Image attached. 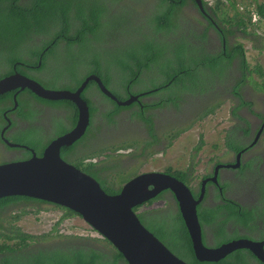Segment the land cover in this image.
I'll return each instance as SVG.
<instances>
[{
  "label": "flooded vegetation",
  "instance_id": "flooded-vegetation-1",
  "mask_svg": "<svg viewBox=\"0 0 264 264\" xmlns=\"http://www.w3.org/2000/svg\"><path fill=\"white\" fill-rule=\"evenodd\" d=\"M213 1L214 0H187L186 3L181 6V12L178 15L179 25L176 30V35L171 36L170 39L173 40L174 38L186 43L188 46H195L194 48L197 49L199 53L203 50V55L209 54L210 56H222L227 61L223 74L226 75V73H231V78L226 82L227 89H225L227 90L228 97H231L228 100L231 103L233 102V107L229 110V118L227 121L228 127L224 131L223 139L224 151L220 154V156L225 157V160L219 159L215 161L212 157L208 158L205 168L209 171L198 182V187L188 171H185L184 173L189 176V181L183 182L190 188L196 198H199L203 189H205L204 199L200 205L211 212L220 210L219 214L223 216L221 220L224 223L221 225L223 226L224 236L218 237V234L221 233L222 229L214 222L212 225L202 228L203 241L205 244V230L207 233L206 236L212 241L211 244L220 239H225V243L234 240L263 242L264 153L254 154L251 153V151L257 147L262 139H264V67L261 68L256 66L253 70L249 65L247 67H242L241 54H236V49L240 45H243V53L247 60V46L244 45L245 41H249L252 44V47L257 51L264 50L263 38L261 34H257L254 31L253 26L255 27L256 25L254 24V21V23L251 22V24H246L248 26L247 28L239 25L238 21L240 22L242 19L246 22V16H248L249 19L248 12L243 5L238 3L237 8L232 6L233 3H230L229 5V2H226L225 6L229 5V7L226 8L223 5H214ZM109 8L118 7L109 5ZM222 9H224V11H221ZM141 10L145 9L141 8ZM223 13H225L226 18H223ZM128 14L129 12H122V16L124 17ZM130 14L138 19L130 20L128 18L126 20L127 23L124 27L121 26V29H119L117 24H113L109 18L103 19L104 28L98 32L100 46L114 42L120 35H124L122 39L128 38L132 32L145 28L139 23L141 21L144 24V14L138 12H130ZM227 15H229V17ZM110 17L114 20H118L116 13ZM35 37L37 38L36 40L34 39ZM103 38L105 39V44L102 42ZM51 39V37H48V41ZM162 40L166 43L164 38L160 41ZM43 43L44 41L41 36L32 35L26 46V50L24 51V58H27L30 55V48ZM64 46H66L65 43ZM43 47L41 57L49 52L51 45L43 44ZM77 47L78 45L75 43L74 48ZM102 51L103 50L101 49V52ZM103 52L101 56H112V52ZM99 61L102 63H99L102 72L112 70V77L106 72L109 76V81L105 83V80L100 75L92 71H87L88 73L85 75L84 80L92 75L98 76L117 99L120 101L132 100L134 101V104L119 106L116 103L117 101L110 99L103 94L97 83L91 81L82 93V98L84 100L88 98L89 103L87 100L86 101L90 110V123L86 134L79 141L74 143V145L63 147L61 149V156L65 161L69 160L68 163L70 164L71 162L76 163L78 166L74 165L75 167L94 177L97 181L99 180L94 175V171L101 170L100 175L107 174V170L102 171L103 166L105 167L106 164H109V166L114 169L130 168L133 171L137 169V167H140L134 159L137 155L135 148H133L132 145L127 148L123 146L125 145L124 143H119L123 137L132 135L139 138L140 143L138 145L143 151L145 143L153 139V135L155 134L160 144H152L151 150L149 152L148 148V152L149 154L153 153L154 155L163 154V147H168V144L171 146L177 138L188 132L192 126L200 120L197 109L204 107V111H206L208 107H212V105L218 103L217 101L220 98L219 90L223 88L218 86L214 89L210 87L209 90L205 92L199 91L196 94V98L193 94H191V96L190 94H187L190 96L189 102L192 106L189 108H181V111H179L174 107L175 105L173 103H167V98H165V100L162 92H157V89L155 88L145 89L137 93L134 92L133 89L135 87L143 86L144 83L141 81L140 83L135 84L134 79L128 82L129 79H126V76L129 77L130 74H132L131 71L126 75L119 71L114 73V68L109 67L108 62H105L104 58ZM40 65L41 62L39 63V66ZM17 66H21V68L19 69ZM39 66L17 61L13 68L14 72L1 77L0 80L15 73H21L32 78L33 74L37 73L36 68ZM55 67H57L56 64ZM59 67L65 70L71 68L69 61L64 62V64ZM9 71H12V69ZM84 71H86L85 68L79 70V79H81ZM116 74L120 77L124 76V88H116V85L112 80H115ZM253 74H256L258 77V79H256L258 82L257 84L255 83L257 86L248 84L249 82L254 83ZM32 79L37 81L34 76ZM186 82L189 81L187 80ZM219 82L220 81H217V83ZM67 83L68 80L63 83H58V85L67 86ZM68 87L71 88V91H76L80 86L76 88V84L69 82ZM93 89L103 95L107 100L104 104H99L97 109L95 106L97 100L89 97L86 93V91L88 92V90ZM120 90H126L127 97H120L119 92H117ZM26 92L27 89L21 91L17 95V102L21 94H25ZM16 93L17 90L8 92V94L13 95V101ZM236 94H239L240 96H237ZM205 96H208V99L199 102V100H201L200 97ZM24 97L30 99L32 98V95L26 93ZM161 97L165 100L166 104L163 107L157 106V104L162 103ZM136 98L138 99L135 100ZM62 102L69 104L57 105ZM135 102L137 104H135ZM180 103V106L182 107L183 102ZM41 105L46 106V113L42 114L40 109L37 108V111L34 112L36 115L32 119L23 117L18 113L19 103L15 106V102L12 105V103L8 101L6 104L1 105L2 109H4V122L0 127V149L6 150L11 155L10 158L7 156L6 158L1 159L0 164L28 159L33 156V152L38 156H41L45 148L49 145L47 142L48 139L52 142L57 137L64 135L75 127L77 123V120L75 121L76 117L78 119V109L73 102L50 101L47 105L44 103ZM146 106L149 107L147 110L145 109ZM118 107L121 109L116 114H113V117H109V115H111ZM93 108L95 109V112ZM171 109L176 110L177 113H171ZM142 111L146 112L147 117L152 118V124L146 123L139 117V113ZM98 115L100 122L103 124L100 133L98 132L100 129V123L95 122ZM186 120L188 123L184 126ZM3 129L4 131L1 132ZM151 130H154L153 135H151ZM178 131L182 132L180 135L174 137V133ZM28 135H31V140L28 143L15 139L17 137ZM5 140L11 144L20 146L11 148L5 143ZM45 143L46 145L43 146ZM33 145H36L39 148H36ZM73 146L77 147L73 150ZM81 146L88 149L89 152L85 153V151L80 148ZM159 151L160 153H157ZM87 168H93V171H88ZM99 182L101 184V181ZM203 182H206L204 188ZM193 183L195 184L194 187L192 186ZM166 193H168V196H166ZM158 199L164 200V207L162 210L168 216H176L175 212L181 214L175 196L170 191L161 193L159 197L153 201ZM44 205L66 210L61 206H56L51 203H44L43 206ZM237 211H239L238 217L242 220V223H238L231 218L233 213H237ZM250 215L254 217V221L246 226L244 222ZM37 245H42L46 249H65L72 246H89L101 250L106 255L111 256V248L104 240H96L86 237L82 238L74 235H65L63 233L58 235L56 244H47L46 240H43L35 242V246ZM238 251H242L248 257L247 261L250 263L264 264L249 249L237 250L224 259H227ZM227 261L231 262L230 258Z\"/></svg>",
  "mask_w": 264,
  "mask_h": 264
},
{
  "label": "trees",
  "instance_id": "trees-1",
  "mask_svg": "<svg viewBox=\"0 0 264 264\" xmlns=\"http://www.w3.org/2000/svg\"><path fill=\"white\" fill-rule=\"evenodd\" d=\"M186 1L154 0L150 2L149 0H136V2L145 5V10H141L134 5V0H0V78L14 72L13 68L16 62L22 61L36 66H39L41 62V65L36 68L40 78L56 84L68 80L67 86L69 82L76 84V88L81 86L84 79L80 80L78 75L79 70L83 68L97 73L107 83L109 81L108 74L112 77V70H106L108 74L101 71L99 60L104 58L109 67L114 68V73L119 71L126 75L131 71L132 74L129 77L126 76V79H129L128 82L133 79L135 84L143 81L149 89L155 88L157 92L163 91L166 95L163 98H167L166 102L173 103L174 107L181 111L180 102H184L182 95L192 94L197 90L205 92L210 87L214 89L221 86L227 89L226 82L231 78L230 72L226 75L223 74L227 62L224 57L203 55V50L199 53L194 48L195 46H188L185 43L188 46L186 47L180 40L170 39L171 36L176 35L179 25L178 15L181 12V6ZM109 5L118 8H109ZM232 6L236 7L235 4ZM255 8L257 14L264 21V3H256ZM122 12L144 14L145 25L141 21L139 23L146 29L132 32L130 37L125 39H122L124 35H120L114 42L100 46L98 32L104 28L103 19L109 18L113 24L118 23L117 25L121 29L128 19L122 16ZM115 13L118 18L116 22L110 17ZM251 20V15H249L250 23ZM238 23L244 28L248 27L246 25L248 23L244 19L238 21ZM32 35L41 36L44 41L43 44L51 45V49L43 57H41V53L44 47L41 44L30 48V55L24 58V51ZM48 37L52 39L48 41ZM162 38L165 39L166 43L164 40L160 41ZM102 42L103 44L106 43L104 38ZM64 43L66 46H64ZM75 43L78 45L77 48H74ZM100 48L104 51H102L103 53L112 52V56H101ZM243 51V45H240L236 49V54H241V66L247 67L248 63ZM67 61H69L71 68L65 70L59 67ZM51 64L54 65L53 69L50 67ZM55 64L57 67H55ZM17 67L21 68V66ZM11 69L12 71H9ZM187 80L189 82H186ZM217 81L220 82L217 83ZM202 83L206 84L201 86ZM189 84H191V87H188ZM26 93L32 95V98L24 97ZM26 93L21 94L20 100H18V113L23 117L32 119L36 115L34 112L37 111V106L34 103L47 105L50 101L37 97L29 90ZM236 95L240 96L239 94ZM163 98L161 97L162 103L157 104V106L163 107L166 105ZM229 98L231 97L220 96L218 103L208 107L206 111H204V107L197 109L199 118L203 119L215 114L217 109ZM86 100L88 101V98ZM8 101L12 105L14 104L12 94L6 93L0 96V118H3L4 112L1 105L6 104ZM63 104L68 105L69 103L62 102L57 105ZM135 104L137 103L135 102ZM148 108V106L145 107L146 110ZM120 109L119 107L116 108L109 117H113V114H116ZM139 117L148 124L153 123L152 118L147 117L145 111L139 113ZM186 123H188L187 120L184 126H186ZM181 132L174 133V137L180 135ZM153 133L154 130H151V135ZM153 136V139L145 143L143 151L138 145L140 139L132 135L123 137L119 143H124L123 146L127 148L132 145L138 156L147 154L148 148L150 152L152 144H160L156 135ZM33 146L39 148L36 145ZM169 146L170 144H168ZM76 147L73 146L72 149L74 150ZM201 148L202 146L196 148V155ZM166 149L167 147L162 148L164 152ZM83 151L85 153L89 152L86 148ZM149 152L148 155L155 156L153 153L149 154ZM157 153H160V151ZM92 169L87 168L88 171ZM107 169L103 166L102 171ZM185 171L190 172L193 176L194 170L192 168ZM185 171L168 172L186 182L189 181V176L184 173ZM100 173L101 170L94 171V175L102 183V188L109 194H116L118 191L105 185L106 179H103V174L100 175ZM20 203L36 206L48 202L25 196H11L0 199V264H123L122 261L127 264L123 255L107 240L104 241L108 242L113 248H111V256L89 246H72L65 249H46L42 245L35 246V242L46 240V237L26 233L15 225V222L19 221L22 215L30 212L23 211L17 215L9 214L10 207ZM153 203L152 200L135 208V211ZM40 210L41 208L34 212ZM66 210L68 215H77L69 209ZM219 213L220 210L211 212L202 205L198 206V217L202 228L215 222L222 229L218 237H223V226L221 224L224 222L219 221L221 217ZM175 214L176 216L170 217L162 209L156 208L155 210H145L138 216L143 224L142 218L149 221L150 226H146V228L174 254L189 264H252L247 261L248 257L242 251H238L218 263L199 262L195 257L193 245L182 216L176 212ZM238 214L239 211L233 213L231 218L238 223H242ZM61 221L63 220L57 222L56 228L53 229L58 233L60 232L58 226ZM253 221L254 217L250 215L244 223L248 226ZM204 237H206V230L204 231ZM229 258L231 262L227 261Z\"/></svg>",
  "mask_w": 264,
  "mask_h": 264
},
{
  "label": "water",
  "instance_id": "water-1",
  "mask_svg": "<svg viewBox=\"0 0 264 264\" xmlns=\"http://www.w3.org/2000/svg\"><path fill=\"white\" fill-rule=\"evenodd\" d=\"M91 81L96 82L103 94L117 101L119 106L134 102L117 99L95 75L87 77L76 91L48 89L21 73L0 80V96L17 90L15 106L18 105L17 95L27 89L47 101H71L78 109L75 127L50 142L41 156L33 152L28 159L0 164V199L25 196L72 210L101 233L123 255L127 264H189L148 230L135 211L161 193L170 191L179 205L199 262L218 263L237 250L249 249L264 263V241L234 240L219 247L204 243L198 206L204 199L205 189L199 198H195L183 181L159 171L140 173L118 193L108 194L94 177L62 158L61 149L74 145L88 129L90 110L82 93ZM5 143L11 148L20 146L7 140ZM204 185L206 182H203V188Z\"/></svg>",
  "mask_w": 264,
  "mask_h": 264
},
{
  "label": "rangeland",
  "instance_id": "rangeland-1",
  "mask_svg": "<svg viewBox=\"0 0 264 264\" xmlns=\"http://www.w3.org/2000/svg\"><path fill=\"white\" fill-rule=\"evenodd\" d=\"M134 1H135L134 5H136L139 9L145 7V5L136 2V0ZM149 1L153 2L154 0H149ZM226 2H229V5L230 3L231 4L233 3L236 5V7L237 4L240 3L245 7V10L248 12V15L253 16V14L256 13V11L253 9L254 3L255 2L264 3V0H214L213 4L216 6H220V5L225 6ZM229 5L225 7L228 8ZM221 11H224V9H222ZM227 16L229 17V15ZM252 16L251 18L253 19V21H255L254 16L253 17ZM126 17L129 18L130 20H137L134 16L130 15V12ZM246 17H247L246 23L251 24L249 22L248 16ZM223 18H226L225 13H223ZM257 20H260L258 16H256V21ZM116 21L118 20L116 19L115 22ZM257 23L258 24L255 25V27L253 26V29L257 34L262 35L263 38L262 41L264 46V22L258 21ZM34 39L36 40L37 38L35 37ZM182 44L188 47L185 43L182 42ZM244 45L247 46V62L249 67L252 70L256 66H259L261 68L264 67V50L257 51L255 48L252 47V44L249 41H245ZM50 67L53 69L54 65L51 64ZM105 69H106V64H105ZM87 73H88L87 70L84 71L80 80H83ZM33 76L37 79L38 82H40L44 87L48 89H54V90L71 89L68 86L58 85L51 81L42 80L38 75V73L33 74ZM256 79H258L257 75L253 74L254 83L249 82L248 84H253L257 86L256 84L258 81ZM112 80L115 83L116 88H124V76L120 77L119 75L116 74L115 80L114 79ZM205 84L206 83H202L201 86ZM188 87H191V84H189ZM145 89H149V87L146 84L143 86L135 87L133 91L137 93ZM117 92H119L120 97H127L126 90L125 91L120 90ZM198 92L199 91L197 90L194 91V93H192L195 98ZM219 92H220V96L226 98L228 97L227 90L224 87L221 88ZM162 94L164 95V97H166L163 91ZM87 95L89 97H94L97 100V103L95 105L96 109L98 108L99 104H104V102H107L105 97L99 94L95 89L88 90ZM190 96L187 94L182 95L184 99L182 108H189L192 106V104L189 102ZM200 99L201 100H199V102L206 101L208 99V96L200 97ZM34 104L37 106V108L40 109V112H42V114L46 113L47 110L46 106H42L41 103H34ZM231 107H233V104L231 102H229L228 100L224 101V103L219 107V109H217L215 114L208 116L204 120L197 121L188 132H186L184 135L176 139L171 146L167 147V149L165 150V154L157 155L153 157L148 154H140L137 157L135 156L134 157L135 162L138 163L140 167H137V169H135L134 171L130 168L111 169L109 171L107 169L108 173L103 174L102 176L103 179L104 178L106 179L105 185L114 188L115 191H119L129 180H131L132 178H134L135 176H137L142 172L166 171V170L172 172H176V171L180 172L192 168V170H194L193 171L194 181L198 187V182L209 171L206 170L205 168V164H207V159L212 157L214 158L215 161L219 159L225 160V157L220 156V154L224 151V144H223L224 131L228 127L227 121L229 118V110ZM171 113L176 114L177 111L171 109ZM99 114L102 115L101 113ZM3 122L4 119L1 117L0 127L3 125ZM95 122L100 123V129L98 131L100 133L101 129L103 128V124L100 122L99 115ZM3 131L4 129L1 132ZM15 139L24 143H28L31 140V135L21 136ZM47 142L50 143L51 140L48 139ZM45 145L46 143L43 146ZM199 146H202V148L198 151L196 155V148ZM80 148L82 150L85 149L83 146H81ZM0 151H1L0 160L6 158L7 156L8 158H10L11 154L9 152L3 149H0ZM251 153L254 154L264 153V139H262V141L257 145L256 148H254L251 151ZM67 162H69V160H67ZM71 164L78 166L74 162H71ZM105 167L109 168V164H106ZM195 184L193 183L192 186L194 187ZM166 196H168V193H166ZM159 199L156 200L152 205L150 206L146 205L145 207L141 208L139 211H136V213L138 214L139 212V214H141L145 210H153L156 208L163 209L164 200H159ZM39 208H41L39 212H34ZM9 211H10L9 214H14V215L20 214V212L23 211L30 212L25 215H22L21 219L16 222V225L26 233L32 234L34 236H45L47 244H56L58 235L62 233L65 235H74L82 238L83 237L92 238V239L100 238L99 234H97L87 224V222L83 220V218L77 215L67 216L66 215L67 211L63 209L54 208L52 206H47V205L43 206L40 204L33 206L32 204L25 205L23 203H20L15 206H11ZM222 217L223 216L219 218L220 222H223L221 220ZM61 219L63 221H61V224L58 226V229L60 230V232L58 233L53 229L56 228L57 222H59ZM142 220L144 222L145 227L150 226L149 221H147L145 218H142ZM225 241H226L225 239H220L215 241L213 244H211L212 241L207 236L205 239L206 245L209 247H217L225 243ZM109 247L111 248L110 245Z\"/></svg>",
  "mask_w": 264,
  "mask_h": 264
},
{
  "label": "clouds",
  "instance_id": "clouds-1",
  "mask_svg": "<svg viewBox=\"0 0 264 264\" xmlns=\"http://www.w3.org/2000/svg\"><path fill=\"white\" fill-rule=\"evenodd\" d=\"M256 3H257V2L254 3V8H253L255 11H256V8H255ZM251 16H252V15H251ZM253 16H254V18H255V21H254V22H255L256 25L258 24V23H257L258 21L264 22V21L260 18V16L257 14V12L254 13ZM253 16H252V17H253ZM256 16H258L260 20H257V21H256ZM252 22H253V19H252ZM254 22H253V23H254ZM95 83H96V82H95ZM127 101H128V100H127ZM206 118H207V117H206ZM206 118H203V119H200V120H204V119H206ZM200 120H199V121H200ZM177 139H178V138H177ZM163 154H165V152H163ZM157 155H162V154H157ZM157 155H155V156H157ZM136 157H137V155H136ZM111 169H114V168L111 167V166H109L108 171L111 170ZM115 169H116V168H115ZM149 172H159V171H149ZM160 172H165V173H167L168 171L166 170V171H160ZM170 172H172V171H170ZM180 172H183V171H180ZM142 173H144V172H142ZM168 174H169V172H168ZM107 177H108V176H107ZM192 177H193V176H192ZM193 179H194V177H193ZM98 182H99V181H98ZM101 186H102V185H101ZM119 191H120V190H119ZM119 191H118V192H119ZM118 192H117V193H118ZM158 197H159V196H158ZM194 197H195V196H194ZM155 199H156V198H155ZM153 200H154V199H153ZM151 201H152V200H151ZM149 202H150V201H149ZM149 202H147V203H149ZM154 202H155V201H154ZM147 203H145V204H147ZM143 205H144V204H143ZM141 206H142V205H141ZM64 209H67V208H64ZM69 210H70V209H69ZM66 211H67V210H66ZM71 211H72V210H71ZM138 211H139V210H138ZM138 214H139V212H138ZM77 216H79V215L77 214ZM79 217H81V216H79ZM81 218H82V217H81ZM87 224H88V223H87ZM15 225H16V222H15ZM88 225H89V224H88ZM16 226H17V225H16ZM89 226H90V225H89ZM90 227H91V226H90ZM91 228H92V227H91ZM92 229H93V228H92ZM93 230H94L97 234H99V236H100V238H94V239H96V240H106V239L104 238V236H103L101 233H99V232L96 231L95 229H93ZM107 243H108V242H107ZM110 244H111V243H110ZM108 245H109V244H108ZM110 246H111V245H110ZM111 248H112V246H111ZM112 249H113V248H112ZM125 261H126V260H125ZM122 263L125 264L124 261H122Z\"/></svg>",
  "mask_w": 264,
  "mask_h": 264
}]
</instances>
